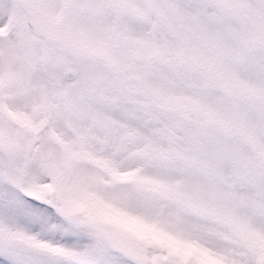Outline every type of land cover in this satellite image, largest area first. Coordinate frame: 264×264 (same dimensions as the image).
I'll return each mask as SVG.
<instances>
[{"label": "snow or ice", "instance_id": "6c2138e0", "mask_svg": "<svg viewBox=\"0 0 264 264\" xmlns=\"http://www.w3.org/2000/svg\"><path fill=\"white\" fill-rule=\"evenodd\" d=\"M0 264H264V0H0Z\"/></svg>", "mask_w": 264, "mask_h": 264}]
</instances>
